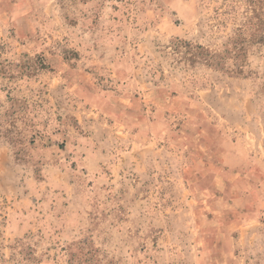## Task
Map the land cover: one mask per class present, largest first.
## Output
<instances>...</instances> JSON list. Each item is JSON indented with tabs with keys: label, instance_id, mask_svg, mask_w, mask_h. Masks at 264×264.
Wrapping results in <instances>:
<instances>
[{
	"label": "rangeland",
	"instance_id": "rangeland-1",
	"mask_svg": "<svg viewBox=\"0 0 264 264\" xmlns=\"http://www.w3.org/2000/svg\"><path fill=\"white\" fill-rule=\"evenodd\" d=\"M0 264H264V0H0Z\"/></svg>",
	"mask_w": 264,
	"mask_h": 264
},
{
	"label": "trees",
	"instance_id": "trees-1",
	"mask_svg": "<svg viewBox=\"0 0 264 264\" xmlns=\"http://www.w3.org/2000/svg\"><path fill=\"white\" fill-rule=\"evenodd\" d=\"M257 10H260V8H259V9H257Z\"/></svg>",
	"mask_w": 264,
	"mask_h": 264
}]
</instances>
